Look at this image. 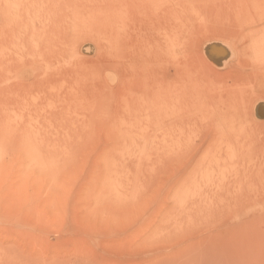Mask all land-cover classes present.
Returning <instances> with one entry per match:
<instances>
[{"label": "rangeland", "instance_id": "rangeland-1", "mask_svg": "<svg viewBox=\"0 0 264 264\" xmlns=\"http://www.w3.org/2000/svg\"><path fill=\"white\" fill-rule=\"evenodd\" d=\"M0 264H264V0H0Z\"/></svg>", "mask_w": 264, "mask_h": 264}, {"label": "bare ground", "instance_id": "bare-ground-1", "mask_svg": "<svg viewBox=\"0 0 264 264\" xmlns=\"http://www.w3.org/2000/svg\"><path fill=\"white\" fill-rule=\"evenodd\" d=\"M208 7V6H207ZM216 7H218V6H216ZM213 8V7H212ZM222 9V8H221ZM209 10V9H208ZM218 10V9H217ZM229 12V11H228ZM259 12V11H258ZM216 21V20H215ZM168 22V21H167ZM161 24H162V22H161ZM197 24V23H196ZM215 24V23H214ZM169 25V24H168ZM167 25H165V27H166ZM162 27V26H161ZM164 29V28H163ZM177 32V31H176ZM45 41V40H44ZM165 76V75H164ZM166 77V76H165Z\"/></svg>", "mask_w": 264, "mask_h": 264}]
</instances>
